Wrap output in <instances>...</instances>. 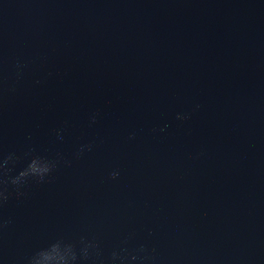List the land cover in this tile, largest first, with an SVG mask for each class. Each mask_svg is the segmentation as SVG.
<instances>
[{
	"label": "water",
	"instance_id": "water-1",
	"mask_svg": "<svg viewBox=\"0 0 264 264\" xmlns=\"http://www.w3.org/2000/svg\"><path fill=\"white\" fill-rule=\"evenodd\" d=\"M10 153L56 167L7 185L0 264L130 233L155 264H264V0H0Z\"/></svg>",
	"mask_w": 264,
	"mask_h": 264
},
{
	"label": "clouds",
	"instance_id": "clouds-1",
	"mask_svg": "<svg viewBox=\"0 0 264 264\" xmlns=\"http://www.w3.org/2000/svg\"><path fill=\"white\" fill-rule=\"evenodd\" d=\"M18 67L20 66L18 65ZM177 119L186 120L188 116L177 114ZM92 122H95V116H93ZM164 130V128H161L159 131L163 132ZM153 131L156 130L153 129ZM85 148L90 151L91 145L81 146L78 155L82 154ZM16 160L15 154L10 153L0 163V184L3 185V187H0V204L7 202L9 199L8 184L14 186L19 194V189L29 179L37 178L43 181L56 167V162L34 157L26 168H23L14 176H8V165L10 163L14 164ZM118 176V171L109 173V178L112 180L117 179ZM134 235V233H130L122 240L121 244L123 246L113 248L107 254H105L100 242L95 237L92 239L82 237L78 241L71 242L60 239L28 257L27 264H38V260L42 256H47L51 264H133V262H136V264H155V248L149 249L144 244L135 247L128 246L130 241L134 239Z\"/></svg>",
	"mask_w": 264,
	"mask_h": 264
}]
</instances>
